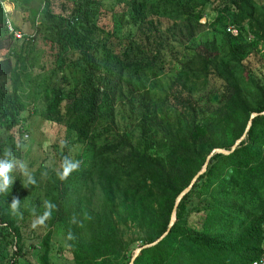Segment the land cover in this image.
<instances>
[{"label":"trees","instance_id":"obj_1","mask_svg":"<svg viewBox=\"0 0 264 264\" xmlns=\"http://www.w3.org/2000/svg\"><path fill=\"white\" fill-rule=\"evenodd\" d=\"M4 2L14 9L28 6L29 29L20 31L12 19L22 39L7 30L12 16ZM32 2L0 0V130L7 133L0 155L12 146L21 157L30 96L42 102L45 123L62 127L71 143L91 154L89 167L75 175V199L72 175L61 181L50 169L43 175V166L33 173L37 183L27 188L41 189L56 205L42 234L30 231L38 244L36 263L52 264L54 229L61 226L72 264H129L137 248L166 231L176 198L210 152L230 150L250 115L264 111V82L254 78L250 60L264 53V0ZM16 14L22 18V7ZM221 17L231 22L218 30ZM228 25L238 34L226 33ZM179 26L193 42L192 59L186 48L183 54L176 49ZM196 28H206L213 38L196 42L190 37ZM167 70L173 78L166 95L151 103L149 85ZM199 76L213 80L217 106L200 107L192 97L186 81ZM164 106L179 112L170 124L157 116ZM125 107L135 134L117 129V112ZM14 175L9 192L0 194V264H24L26 252L20 217L9 207L15 197L21 210L25 198L24 181ZM129 225L142 235L125 239L121 226ZM263 226L264 115H259L231 154L211 157L180 200L169 233L142 249L133 264H250L259 257Z\"/></svg>","mask_w":264,"mask_h":264},{"label":"rangeland","instance_id":"obj_2","mask_svg":"<svg viewBox=\"0 0 264 264\" xmlns=\"http://www.w3.org/2000/svg\"><path fill=\"white\" fill-rule=\"evenodd\" d=\"M7 3V2H6ZM5 5V4H4ZM10 6V7H9ZM6 6V9L9 10L10 8H13V5ZM9 7V8H8ZM22 7V3H20L19 7L17 9H14L12 11V18L13 22L20 27V31H22V18L16 14V11ZM21 13V12H18ZM40 19V17H39ZM204 21H200L201 23L207 22L205 18ZM226 22H231L228 18H220L219 23L217 24L218 30L223 29V25ZM174 26H172L173 28ZM180 29L181 26H179ZM183 30V29H182ZM22 33V32H21ZM187 31H181V34H177L175 36V39L178 41L179 46L176 45L177 51H180L181 54H183V47L188 50L187 56L188 59H192L193 57V51L191 50V46H193V42L189 41V35L187 34ZM223 35V34H222ZM191 39L195 38V41H201V40H208L212 39L213 36L209 32H207L206 28H199V30L194 31V36H190ZM250 38L252 36L249 35ZM217 40H219L220 36L215 37ZM190 39V40H191ZM184 44H182V42ZM183 45H181V44ZM39 45V43L37 44ZM262 56V57H261ZM260 55H254L250 58L252 62L255 64V68H253V75L256 80L259 82H264V53H261ZM195 64V63H194ZM195 66H198L195 64ZM195 72H202L199 71L200 69H197V67L191 66ZM172 70H175V68H172ZM190 73V72H188ZM173 78V74L168 70L166 71V74H163L161 76H158L157 78L153 79L151 84H146V87L149 85V95H150V102L158 101L164 98L166 95L168 84ZM204 76L199 77H191V82L186 81L187 86H190L193 88L191 91L192 97L194 99L200 100V107H215L218 105L219 98L217 99L216 96H214L216 93V85L214 84L213 80L211 79H205ZM8 85V82H7ZM25 101L28 102V111L25 114V124H24V132L27 133L26 137H23L21 143V150L20 155L21 157L19 159L25 161L32 173L36 172L38 169H40L41 166L44 167V169L41 172H44L45 168L48 170H52L56 172V169L59 167L60 163V156L62 154L70 155L72 159L80 161V167L78 170L84 171L87 169L91 163V154L88 152L86 153V147L71 143V138L67 139L65 130L62 127H57L54 125H49L45 123L41 117L40 112L43 110L42 102H33L31 96L28 98H25ZM179 114V112L169 106L162 107L159 111H157V116H161V120L166 123L170 124L176 116ZM128 115H127V109L126 107L123 108V111L121 113L117 112L116 116V124L117 129L119 130H127L126 132H129L131 134H135L132 132L131 128L128 125ZM7 139V133H4L0 130V139ZM89 151V150H88ZM78 170L74 171L71 175L72 178L70 179V184L73 186L70 189V193L73 196V199H75L76 194H79V190L76 186L77 180H75V175H78ZM45 173V172H44ZM18 174V173H17ZM22 187L24 190V201L22 203V207L20 212L23 214V217L20 218V226H21V233L25 240V248L26 252L23 255V258L21 260L24 261V264H37L36 263V248L38 244L36 245L33 240H30V231L32 228L30 227L31 221L34 218L32 214L31 209H36V214H42L44 211V201L46 200L43 191L41 189L37 190H29L27 187H25V184L21 185V194H22ZM76 188V189H75ZM27 192V193H26ZM196 200H192L191 207L195 206ZM189 223L193 222L194 224H198V222L194 221L191 217L188 218ZM199 227V224L196 226V228ZM36 231L37 234L41 235L43 232V226L37 227L36 229H33ZM122 236L125 239L128 238H137V236H141V231L136 228L134 225H129L128 227H122ZM31 244L33 247H31ZM140 248V247H139ZM138 249V248H137ZM136 249V250H137ZM135 250V251H136ZM50 261L52 264H72V256L69 252V248L65 241L64 236V230L61 226H57L54 229V236L52 239V245H51V252H50Z\"/></svg>","mask_w":264,"mask_h":264},{"label":"clouds","instance_id":"obj_3","mask_svg":"<svg viewBox=\"0 0 264 264\" xmlns=\"http://www.w3.org/2000/svg\"><path fill=\"white\" fill-rule=\"evenodd\" d=\"M7 4L8 6L13 5L10 2H7ZM3 8L5 13H7L9 16H12V11L14 9L12 10L10 8L9 10H7L6 2L3 3ZM7 20L9 21L10 25L13 28L12 19L10 18ZM37 24H38V18L36 25ZM6 27H7V23H6ZM20 34L22 35V33ZM79 167H80V161L72 159L70 155H65L60 161L59 167L56 169V175L61 181L66 180L74 171L78 170ZM14 173H18L20 175V177L24 181L25 187H27V185H35L37 183L35 176L30 170L28 164L25 161L18 159L13 155L12 146H6L3 150V154L0 155V194H6L9 192V189H11L14 180L16 179ZM43 175L46 176L47 173H44ZM43 206H44V211L42 214L39 215L36 214L35 208L31 209L32 215L34 217L30 224V227L32 229H36L37 227L44 226L46 224V221L51 218L52 211L56 207L55 204L47 200L44 201ZM9 207L13 215H18L20 218L23 217V214L20 212V200L18 198L13 197L11 203L9 204ZM75 222H76L75 218H73V223ZM73 238H74L73 234L71 233V231H69L67 235V239L71 240Z\"/></svg>","mask_w":264,"mask_h":264},{"label":"water","instance_id":"obj_4","mask_svg":"<svg viewBox=\"0 0 264 264\" xmlns=\"http://www.w3.org/2000/svg\"><path fill=\"white\" fill-rule=\"evenodd\" d=\"M201 21H204V19H201ZM259 115H264V111L261 112V113H252L250 115V119L247 123V126H246V129L243 133V135L240 137L239 140H237L233 146L230 148V150H224V149H218V148H215L213 149L210 154L207 156L206 158V161L202 167V169L193 177V179L191 180L190 184L178 195V197L176 198V201L174 203V206H173V209H172V212H171V217H170V221H169V224H168V227L166 229V231L156 240L154 241L152 244H149V245H145L143 247H140L138 248L133 257L131 258V261L129 264H133L134 260L136 259V257L139 255L140 251L144 248H147V247H150V246H153L155 244H157L158 242H160L170 231L171 227L173 226V224L175 223L176 221V210H177V206L180 202V200L183 198V196L192 188V186L194 185V183L196 182V180L198 179L199 176H201L205 171H206V168H207V165L209 163V160L211 159V157L214 155V154H222V155H229L231 154L235 148L237 147V145L245 138L246 136V133L248 131V129L250 128L251 126V123H252V119L256 116H259Z\"/></svg>","mask_w":264,"mask_h":264},{"label":"built area","instance_id":"obj_5","mask_svg":"<svg viewBox=\"0 0 264 264\" xmlns=\"http://www.w3.org/2000/svg\"><path fill=\"white\" fill-rule=\"evenodd\" d=\"M6 23H7V29L9 30V32L13 33L15 38L22 39V35L20 33L13 31V28L10 25L8 20L6 21ZM226 33L231 34V35H237L238 34V29H237L236 26L228 25L226 27ZM26 136H27V134L25 135V137ZM250 264H264V238H263V241H262V243L260 245L259 257L255 261L251 262Z\"/></svg>","mask_w":264,"mask_h":264},{"label":"crops","instance_id":"obj_6","mask_svg":"<svg viewBox=\"0 0 264 264\" xmlns=\"http://www.w3.org/2000/svg\"><path fill=\"white\" fill-rule=\"evenodd\" d=\"M37 0H33L32 3H36ZM12 10L14 8H11ZM13 15V14H12ZM31 26V20H30V17H29V9H28V6L26 5H22V30H27L29 29V27Z\"/></svg>","mask_w":264,"mask_h":264}]
</instances>
